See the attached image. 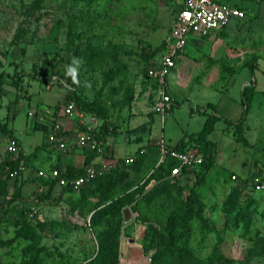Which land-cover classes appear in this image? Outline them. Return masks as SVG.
Masks as SVG:
<instances>
[{
    "label": "rangeland",
    "instance_id": "1",
    "mask_svg": "<svg viewBox=\"0 0 264 264\" xmlns=\"http://www.w3.org/2000/svg\"><path fill=\"white\" fill-rule=\"evenodd\" d=\"M182 1L0 0V122L8 126L9 115L14 133L27 144L41 141L42 132L31 129L27 112L59 106L75 90L84 100L107 109V131H116V139L114 151L106 149L104 156L114 163L150 138L163 136L168 146H175L185 133L200 131L207 117L200 107L213 113L208 104L236 120L242 109L240 94L254 85L244 133L249 144L237 141L230 124L216 122L210 135L216 145V166L200 183L192 176L185 190L179 188L186 182L174 180L152 182L140 190L154 164L143 174L139 170L144 159L124 168L129 177L105 202L138 191L136 200L123 209L119 264H132L134 252L143 255L141 264L151 263L156 235L169 215L184 209L191 190L203 204L205 221L194 218L179 225L178 243L201 260L218 250L227 264H264V192L249 184L257 173L264 175V18L253 24L251 31L259 37L251 47H231L229 54L219 52L216 58L200 51L192 55L193 62H179L167 76V91L176 103L164 116L153 114L151 133L134 141L128 132H121L140 103L154 107L158 86L147 76V68L160 58ZM252 1L259 5L263 0ZM74 59L79 61L75 80L68 74ZM216 64L219 70L212 72ZM191 107L197 109L193 114ZM30 129L29 135L22 131ZM4 132L0 128V177L9 179V187L7 195L0 196V264H27L36 249L42 250L44 264H98L100 236L115 223L106 216L92 224L93 214L105 205L99 192H91L96 183L79 189L55 184L50 196L41 199L50 189L49 170L40 169V159L33 156L12 177L5 165L11 158L3 153ZM126 209L131 214L127 223ZM25 224L29 235L18 236Z\"/></svg>",
    "mask_w": 264,
    "mask_h": 264
},
{
    "label": "trees",
    "instance_id": "2",
    "mask_svg": "<svg viewBox=\"0 0 264 264\" xmlns=\"http://www.w3.org/2000/svg\"><path fill=\"white\" fill-rule=\"evenodd\" d=\"M70 33L72 35V31H70ZM165 46L166 44L164 43V49ZM153 54H155V52L149 54L147 59L149 60ZM247 66H250L253 71L256 69V67H254L252 63H249ZM148 77L151 78L150 76ZM151 79L154 81L157 88L158 84L156 80H154L153 78ZM255 93L256 88L254 85L246 86L243 89L241 98L243 111L241 116L237 120H231L220 115L213 104H208V108H213V113L208 112L207 109L203 111V113L206 114L207 117L202 129L198 132L185 134L175 145L176 149L182 151L187 150L189 148H197L198 151L203 155V163L198 168L194 169L192 174L196 178V181L198 183L205 179V177L216 166V145L210 138V135L214 130L216 122L222 120L230 124L234 128L235 134L237 135V141L242 143L243 145L249 144L248 139L244 135L245 123L247 122L248 115L252 107L253 99L255 97ZM66 98L67 100H74L81 110L96 114L102 120L101 130L98 135L99 137H106L109 134L116 132L104 131V128L108 124L109 116L107 109H105L102 105L84 100L77 94L75 90L69 92ZM152 124L153 119L151 118L147 123L135 129L128 130V132H138L142 129L149 130ZM6 127L7 126L5 124L2 125L0 122V128H3V131L8 132V129ZM87 152L88 153L85 165L82 168L69 167L67 169L66 176L80 175L84 171V168L92 162V160L96 156V153L89 151ZM25 159L26 157L19 154L17 157H12L10 160L6 161L5 165L8 166L9 172L11 173L14 170H19L20 167L24 165ZM175 163L176 162L173 159L169 158L166 162L155 167L154 171L149 174V176L146 178L142 186L139 187V189L144 191V189L152 182H156L157 184H166L168 181H171L172 179L169 178V174L171 168L174 166ZM134 165H136V162L132 165H119L113 171L105 173L93 180V182L96 183V188L91 189V192H99L100 196H102L101 198L105 205L99 208L93 214L92 224L102 220L106 216H111L115 223V226H113L111 230L102 233L100 236V251L96 260L98 264H119V237L121 235V230L123 227V209L131 205L136 200V195L138 191H136V189L129 191L123 194L122 196L111 200L107 204L105 201L106 199H108V195L114 190V188L120 185L122 181L129 177V171L124 168H129L130 166ZM257 175L264 177V175H262L261 173H257ZM191 179V176L187 178L185 181L186 184L181 185L179 189L185 190V186L188 185ZM8 180V178L0 177V196L7 195L9 187ZM176 181L178 180H174L173 182ZM55 184V180H52L50 182V189L48 191V194H46L45 197L41 199L50 196V193L54 188ZM184 205V209L181 212H175L168 216L163 229L159 231L156 235V250L151 255L150 264H222L223 262L227 264V261L229 262V260L224 259L221 261L222 255L218 250L214 255L209 257L208 260H201L199 257L196 256L194 250L178 243L180 237V233L178 231L179 225H185L194 218H198L202 222L205 221L202 215L203 204L199 201V198L193 190H191L190 193L187 195ZM28 232L29 225L25 224L22 225L21 229L18 231L17 234L18 236L27 237L29 235ZM147 249L148 248H146V250ZM41 251V249L32 250L30 254V261L27 264H44V257H40ZM90 264H92V262Z\"/></svg>",
    "mask_w": 264,
    "mask_h": 264
},
{
    "label": "built area",
    "instance_id": "3",
    "mask_svg": "<svg viewBox=\"0 0 264 264\" xmlns=\"http://www.w3.org/2000/svg\"><path fill=\"white\" fill-rule=\"evenodd\" d=\"M245 12L236 6L217 0H184L174 16L171 31L166 39V46L160 58L147 70L148 76L156 80L158 84L157 96L154 110L163 116L167 109L173 104V99L167 91V76L177 68V62L183 57V52L191 36L205 37L213 31L224 28L233 18H244ZM63 114L77 120L76 133L67 134L61 123L53 121L47 132V142L56 146L62 151L80 149L95 152L96 156L92 162L84 168V171L77 176H66L67 170L52 168L49 176L56 181V185L63 188L79 189L91 183L95 178L113 171L119 165H132L145 149H138L133 155H128L120 160L108 162L103 160L106 153L107 143L104 137H99L102 120L93 113L81 110L74 100H66L63 107ZM33 115L32 112L29 113ZM160 155L157 166L166 162L169 158L176 163L171 168L169 178L181 181L193 174L204 161L203 155L197 148L178 150L175 146H168L164 137L156 140ZM7 151L12 157L19 155V144L15 138L8 142ZM156 166V167H157ZM25 166L11 172L12 177L19 175ZM154 169L152 170V172ZM236 179V175L232 176ZM250 186L264 192V177L254 176L250 179ZM78 218L79 215H76ZM226 264V263H222Z\"/></svg>",
    "mask_w": 264,
    "mask_h": 264
},
{
    "label": "crops",
    "instance_id": "4",
    "mask_svg": "<svg viewBox=\"0 0 264 264\" xmlns=\"http://www.w3.org/2000/svg\"><path fill=\"white\" fill-rule=\"evenodd\" d=\"M217 1L225 2L232 6L241 8L245 12V17L244 18H233L228 23V25H226L224 28L213 31L208 36H205V37H200L196 35L191 36L183 52V57L177 62V66L180 61H183V62L185 61L186 64L188 62H193L194 60L191 59L192 55L196 57L197 56L196 54H199L200 51L207 52V54L209 53V55L212 58H216V55L219 52L220 53L225 52L226 54H229L231 51L230 49L231 47L233 49L241 45H244V47H251L255 42H257L258 40L257 37L259 36H257L256 34L253 35L251 29L253 27V24L259 23V22L262 23V18H264V16H260V14L262 13L264 14V10L262 7V3L264 0L259 2V5L255 4L252 0H217ZM183 3H184V0L182 1L179 8L183 5ZM253 6H254V9H253ZM171 28H172V23L169 29V33L171 31ZM211 70L212 72L214 71L216 72L219 70V66L217 64L213 65L211 67ZM255 76L256 74L253 75L254 79H255ZM240 95L242 98V93ZM64 103L65 102L63 101V104L53 107V108H50V107L46 108L45 106H43L40 108V112L33 111L31 109L27 112L30 118V124L32 126L31 129L35 128V129H38L40 132H42L41 141L38 140V141L33 142L32 144H29L28 142L29 148H26V145H28L27 140L26 141L23 140L22 138H20L18 135L14 133V128L9 119V115H7L6 123L8 125L7 126L8 132H6L7 135L5 136L6 146L3 149V153L9 156L10 158H12V155L7 151V146H8L9 140L11 138H15L19 144V154L25 156L26 159L28 157H33V156L35 157L34 159H40V161L37 163L39 164L38 167L42 170L50 171L52 168H56V167L60 168L61 170H67L69 167L82 168L85 165V161H86V157L88 153L87 151L80 150V149H71L67 151H62L56 146L49 144L46 140L47 132L53 121H57L61 123L64 129L66 130L67 134H70L72 132L76 133L77 131L76 129L77 120L75 118L66 117L63 114L62 107ZM175 103L176 101H174L172 106L167 109L166 113L169 110H172ZM20 104L21 103H19L18 106H20ZM138 107H139V110L135 111L137 114L131 118L128 128H126L125 130L121 132H128V130L135 129L147 123L151 118L153 119V114L154 113L156 114V111L153 112V108L150 105H148L146 102L140 103ZM195 110L193 109V107H191L190 113L193 114ZM200 110L203 112L206 109L204 107H200ZM218 111H219V106H218ZM242 111H243V105L241 109V114H242ZM30 112L33 113L32 116L29 115ZM152 125L149 130L142 129L138 132H130V133L128 132L130 136V140L131 139L134 141L142 140L143 134L151 133ZM31 129L22 130V131L26 132V134L29 135L32 133ZM104 131L111 132V131H107V127L104 128ZM194 132L195 131L191 133H194ZM4 133L3 135H5ZM185 134H190V133H185ZM104 139L107 143V150L110 149L114 151L116 133H111L108 136L104 137ZM157 139L158 138H153V139L150 138L145 145L136 148L135 151L126 152L125 154L121 155L120 158L122 159L128 155H133L140 148L145 149L146 152L143 155H140L137 158L136 162L137 161L139 162L140 160L145 159L144 164L140 166L139 172L143 174H147L149 165L152 162H154L153 167H151V170H153L155 169L158 163L160 151H159V147L156 145ZM103 160H106L108 162L112 161L110 158H106V156L103 157ZM151 172L152 171H150V173ZM190 176L192 177L193 175L191 174L181 181L185 182L186 179L189 178ZM56 186L60 187L59 185H56ZM60 188H63V187H60Z\"/></svg>",
    "mask_w": 264,
    "mask_h": 264
},
{
    "label": "clouds",
    "instance_id": "5",
    "mask_svg": "<svg viewBox=\"0 0 264 264\" xmlns=\"http://www.w3.org/2000/svg\"><path fill=\"white\" fill-rule=\"evenodd\" d=\"M78 64H79V61L74 59L72 65H69L68 67V74L72 75L73 80L76 79V72H77Z\"/></svg>",
    "mask_w": 264,
    "mask_h": 264
},
{
    "label": "bare ground",
    "instance_id": "6",
    "mask_svg": "<svg viewBox=\"0 0 264 264\" xmlns=\"http://www.w3.org/2000/svg\"><path fill=\"white\" fill-rule=\"evenodd\" d=\"M143 255L140 253V252H134V253H132V255H131V262L130 263H132V264H141L142 263V261H143ZM145 264H147V263H145Z\"/></svg>",
    "mask_w": 264,
    "mask_h": 264
},
{
    "label": "water",
    "instance_id": "7",
    "mask_svg": "<svg viewBox=\"0 0 264 264\" xmlns=\"http://www.w3.org/2000/svg\"><path fill=\"white\" fill-rule=\"evenodd\" d=\"M124 214H125V222L127 223L128 220L131 218V214L129 213V210L128 209H126L124 211Z\"/></svg>",
    "mask_w": 264,
    "mask_h": 264
}]
</instances>
